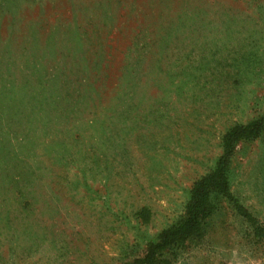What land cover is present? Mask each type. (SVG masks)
<instances>
[{
	"label": "rangeland",
	"instance_id": "1",
	"mask_svg": "<svg viewBox=\"0 0 264 264\" xmlns=\"http://www.w3.org/2000/svg\"><path fill=\"white\" fill-rule=\"evenodd\" d=\"M103 74L111 97L58 96ZM263 108L264 0H0V264L142 257ZM231 169L264 224V134ZM155 264H264V239L222 202Z\"/></svg>",
	"mask_w": 264,
	"mask_h": 264
},
{
	"label": "trees",
	"instance_id": "2",
	"mask_svg": "<svg viewBox=\"0 0 264 264\" xmlns=\"http://www.w3.org/2000/svg\"><path fill=\"white\" fill-rule=\"evenodd\" d=\"M123 72L131 73V70L124 68L122 74ZM105 77L103 74L97 84L89 82L85 85H74L75 87L65 86L63 87L65 91L61 94L59 92L58 96L77 97L78 92L92 88L96 94L105 96L104 98L111 97L112 93L104 90ZM116 88L126 91L122 85ZM113 98L117 99L114 94ZM123 101L125 107L122 112L128 113L137 109V103L133 102L132 96ZM263 134L264 108L260 114L245 122L228 125L219 136V155L211 168L192 182L180 216L162 228L153 240L147 241L142 257L136 256L120 264H155L156 257L163 251L179 249L189 240L200 237L205 229L206 220L218 210L222 202L228 203L234 214L247 224L254 238L264 239V224L252 211L244 207L231 191L233 173L231 158L235 147L240 142L252 141Z\"/></svg>",
	"mask_w": 264,
	"mask_h": 264
}]
</instances>
